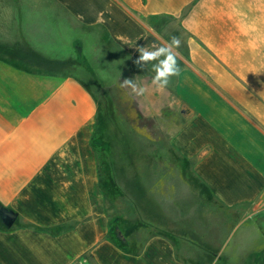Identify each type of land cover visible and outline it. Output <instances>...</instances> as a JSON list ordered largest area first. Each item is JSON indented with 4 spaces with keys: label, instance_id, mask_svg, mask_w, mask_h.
<instances>
[{
    "label": "crops",
    "instance_id": "0c3cea01",
    "mask_svg": "<svg viewBox=\"0 0 264 264\" xmlns=\"http://www.w3.org/2000/svg\"><path fill=\"white\" fill-rule=\"evenodd\" d=\"M173 35L180 73L158 91L135 60ZM115 102L192 162L219 208L264 215V0H0V264L241 262L246 235L227 256L189 250L175 226L132 251L110 237L94 136Z\"/></svg>",
    "mask_w": 264,
    "mask_h": 264
},
{
    "label": "rangeland",
    "instance_id": "374dc122",
    "mask_svg": "<svg viewBox=\"0 0 264 264\" xmlns=\"http://www.w3.org/2000/svg\"><path fill=\"white\" fill-rule=\"evenodd\" d=\"M119 103L110 104L108 118H101L96 147L118 190L116 197L110 193L105 200L114 230L110 237L125 240V248L132 251L150 233L173 236L170 228L175 226L189 250L208 253L225 243L222 256H227L246 235L255 249L237 264H264V215L252 216L246 208L237 213L219 208L197 181L192 162L173 150L162 133H148L149 120L138 118L131 103L124 109ZM104 111L102 105V116ZM253 221L258 231L250 226Z\"/></svg>",
    "mask_w": 264,
    "mask_h": 264
},
{
    "label": "clouds",
    "instance_id": "9594fccd",
    "mask_svg": "<svg viewBox=\"0 0 264 264\" xmlns=\"http://www.w3.org/2000/svg\"><path fill=\"white\" fill-rule=\"evenodd\" d=\"M180 47L181 40L176 35H173L169 41L154 50L140 47L139 56L135 63L140 68H144L145 65H151V71L154 73L151 84L155 86L156 90L164 91L170 84L172 77L179 75L178 50ZM121 87L130 88L131 92L136 96H143L149 91L147 86L138 85L133 79H124Z\"/></svg>",
    "mask_w": 264,
    "mask_h": 264
},
{
    "label": "trees",
    "instance_id": "16d2710c",
    "mask_svg": "<svg viewBox=\"0 0 264 264\" xmlns=\"http://www.w3.org/2000/svg\"><path fill=\"white\" fill-rule=\"evenodd\" d=\"M101 126L98 124V126L96 127V131H95V136H94V145L95 147L98 146L97 141H99V138L101 137ZM98 151V159H99V169H100V182L102 185V188L104 190V192L106 193V196L109 197L110 193L113 194V197H116L118 195V190L116 188V186L113 184L111 177L107 171V164L106 161L104 159V155L103 152L99 154V149L96 148ZM101 152V151H100ZM124 249H126L124 247ZM127 250V249H126Z\"/></svg>",
    "mask_w": 264,
    "mask_h": 264
},
{
    "label": "built area",
    "instance_id": "2783aa9c",
    "mask_svg": "<svg viewBox=\"0 0 264 264\" xmlns=\"http://www.w3.org/2000/svg\"><path fill=\"white\" fill-rule=\"evenodd\" d=\"M83 262V261H82Z\"/></svg>",
    "mask_w": 264,
    "mask_h": 264
}]
</instances>
